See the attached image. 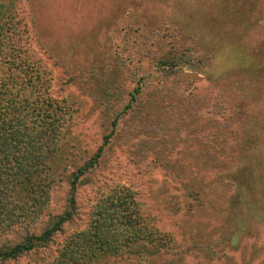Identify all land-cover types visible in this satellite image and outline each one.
<instances>
[{
    "label": "rangeland",
    "instance_id": "1",
    "mask_svg": "<svg viewBox=\"0 0 264 264\" xmlns=\"http://www.w3.org/2000/svg\"><path fill=\"white\" fill-rule=\"evenodd\" d=\"M28 76L56 134L33 234L101 155L64 232L2 264H42L115 196L160 253L106 264H264V0H0V78Z\"/></svg>",
    "mask_w": 264,
    "mask_h": 264
},
{
    "label": "trees",
    "instance_id": "2",
    "mask_svg": "<svg viewBox=\"0 0 264 264\" xmlns=\"http://www.w3.org/2000/svg\"><path fill=\"white\" fill-rule=\"evenodd\" d=\"M15 78L20 83L14 82L13 88L17 89L13 91L0 78V264L44 252L64 232L63 225L75 213L76 182L98 163L101 155L98 149L75 170L66 210L50 218L38 234H33L31 226L47 210V164L56 134L46 128L48 120H53V116H48L52 109L49 104L44 105L38 94L36 77L28 76L26 84ZM140 80L136 81L129 101L139 94ZM128 108L126 105L123 110ZM115 119L111 123L113 127ZM103 139L106 143L107 138ZM258 181L260 177L252 187L254 193L259 189ZM192 202L188 203V211L193 207ZM159 253L158 245L129 212V203L115 196L95 204L86 228L63 236L55 254L42 264H106L105 260L112 256L145 260Z\"/></svg>",
    "mask_w": 264,
    "mask_h": 264
}]
</instances>
